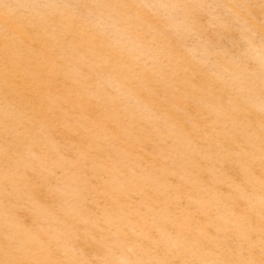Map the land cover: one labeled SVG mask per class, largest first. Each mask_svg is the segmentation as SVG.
<instances>
[{"label": "rangeland", "instance_id": "1", "mask_svg": "<svg viewBox=\"0 0 264 264\" xmlns=\"http://www.w3.org/2000/svg\"><path fill=\"white\" fill-rule=\"evenodd\" d=\"M0 264H264V0H0Z\"/></svg>", "mask_w": 264, "mask_h": 264}]
</instances>
